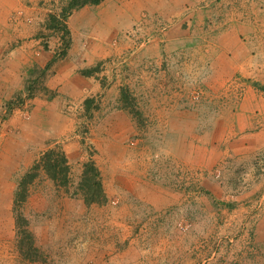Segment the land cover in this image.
Masks as SVG:
<instances>
[{
  "label": "rangeland",
  "instance_id": "374dc122",
  "mask_svg": "<svg viewBox=\"0 0 264 264\" xmlns=\"http://www.w3.org/2000/svg\"><path fill=\"white\" fill-rule=\"evenodd\" d=\"M242 1L193 2L184 13L169 18L143 13L126 33L134 44L128 55L157 40L165 45L177 25L189 28L188 16L197 11H209L210 18L200 26L191 25L186 36L198 42L190 40L183 50L174 46L172 51L184 55L169 59V65L165 61L170 70L161 76L157 90H135L136 81H127V95L122 92L117 109L127 120L110 119L119 125L118 135L107 139L102 133L106 112L115 108L94 101L86 107L66 106L65 116L73 121L81 147L78 159L68 162L66 185L55 182L42 167L48 151L64 153L65 137L48 142L32 168L12 173V180L0 179V264H264V156L257 155L254 164L246 167L231 157L212 159L205 149L198 156L189 149L190 143L196 146L212 139L214 110L228 98L227 93L218 95L206 86L203 54L208 47L203 41L214 39L221 30L215 9ZM61 18L64 32L65 17ZM128 58L112 59L114 72L126 73ZM241 80L236 76L228 85ZM9 104L0 111V133L3 120L23 103ZM20 108V117L30 119L29 108ZM186 110L205 114L192 118L188 127L181 121L170 124L175 113ZM180 130L194 135L187 140V154L185 138L178 140ZM207 142L203 147L217 150L213 140ZM82 157L84 165L93 164L105 181L103 204L88 206L78 193ZM36 165L41 168L26 189V199L17 203L20 181ZM14 183L15 188L10 187ZM6 184L9 187H3Z\"/></svg>",
  "mask_w": 264,
  "mask_h": 264
},
{
  "label": "crops",
  "instance_id": "0c3cea01",
  "mask_svg": "<svg viewBox=\"0 0 264 264\" xmlns=\"http://www.w3.org/2000/svg\"><path fill=\"white\" fill-rule=\"evenodd\" d=\"M70 1L0 0V111L10 106L11 101L23 103L1 125V180H12L14 173L32 168L47 150L44 148L48 142L64 137L61 150L69 164L78 159L79 140L73 133V121L64 112L70 103L86 107L94 101L96 105L101 102L106 108H115L106 112L102 133L107 134V139L118 135L120 127L110 119L127 120L123 110L117 111L122 104V92L129 85L127 81H136L135 90H157L161 76L170 70L165 68V61L169 65V59L179 56L181 59L184 55V51L181 54L172 51L174 46L183 50L194 41L186 36L191 34V25L200 26L210 18L209 11H197L188 16L189 28L177 25L165 45L157 40L142 52L128 55V48L134 44L126 33L144 12L165 18L179 16L187 4L202 0H103L98 5L74 9L65 17L66 36L57 26ZM246 2L216 8L217 26L221 30L214 39L203 41L208 47L203 54L206 86L218 95L225 92L228 97L215 108V134L208 133L212 139L207 138L204 143L213 140L217 150L203 147V142L196 146L190 143L189 149L190 153L197 152V156L205 149L212 159L231 157L233 162L247 167L254 164L257 155L264 156V0H252L250 5ZM205 36L209 38L207 32ZM164 46L166 49L162 50ZM123 56H129V70L119 75L110 61ZM236 76L243 77V82L230 87L229 81ZM22 105L25 110L29 108L28 120L20 117ZM193 112L175 113L170 124L181 121L188 127L192 118L198 120L205 114ZM181 131L178 140L185 138L187 154V140L194 135H187L189 130ZM94 134L95 140H99L100 135ZM185 134L186 137H181ZM205 138L200 137L203 141ZM84 158L80 159L81 173ZM13 186L15 183L10 185Z\"/></svg>",
  "mask_w": 264,
  "mask_h": 264
},
{
  "label": "trees",
  "instance_id": "16d2710c",
  "mask_svg": "<svg viewBox=\"0 0 264 264\" xmlns=\"http://www.w3.org/2000/svg\"><path fill=\"white\" fill-rule=\"evenodd\" d=\"M102 1L103 0H71L68 7H66L62 11V16L67 17L74 9H77L79 7H82L88 4L98 5ZM60 26H61V23L59 22L57 26L58 30H61ZM64 28H65L64 32L66 36H68L67 35L68 31L65 26ZM64 53L65 51L62 52V55ZM124 93L127 95L125 91ZM126 100H127V97H126ZM42 162H43V166H42L43 169L46 171V173L50 176L51 179H53L55 182L60 181L61 184L63 185L67 184L68 182L67 175L70 171V167L68 165V161L64 153L62 152L59 153L54 150L48 151L42 158ZM40 168H41L40 166L36 165L34 169L30 173L26 174L20 181L19 187L21 190L18 193V199H16L17 203L19 199L20 201H23L26 199L25 198L26 196L25 194L27 192L26 189L29 183H31L34 180ZM78 193L83 196L84 202L88 206H91L93 204L99 205V204H103L104 202H106L107 197H106V193L103 187V183L100 179V172L91 163H87L85 165V169L82 174L81 181L79 183ZM32 244H33L32 242L29 243L30 252L33 250Z\"/></svg>",
  "mask_w": 264,
  "mask_h": 264
},
{
  "label": "built area",
  "instance_id": "2783aa9c",
  "mask_svg": "<svg viewBox=\"0 0 264 264\" xmlns=\"http://www.w3.org/2000/svg\"><path fill=\"white\" fill-rule=\"evenodd\" d=\"M62 22H64V20L62 19L61 20V18H60V23H61V25H62ZM61 27V26H60ZM60 53H61V51H59Z\"/></svg>",
  "mask_w": 264,
  "mask_h": 264
}]
</instances>
